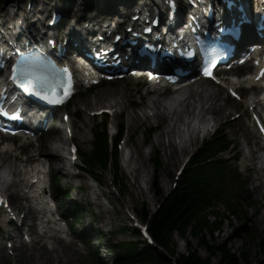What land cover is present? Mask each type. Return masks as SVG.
I'll return each mask as SVG.
<instances>
[{
    "label": "bare ground",
    "instance_id": "1",
    "mask_svg": "<svg viewBox=\"0 0 264 264\" xmlns=\"http://www.w3.org/2000/svg\"><path fill=\"white\" fill-rule=\"evenodd\" d=\"M127 2V0H123ZM50 20V17H49ZM50 33V32H49ZM204 83H207L204 82ZM244 84H251V81L245 80ZM236 85V83H233ZM15 90H18L15 87ZM105 92V94H103ZM109 91H103L101 95L94 96V98L89 97V104L94 105V102H97L102 99H106L109 96ZM103 94V95H102ZM249 94V92H247ZM104 95H106L104 98ZM130 98L127 94H122L121 97L113 99V103L109 102L108 107H103L105 109L114 110L116 108H123L126 110V105L123 104L124 98ZM92 99V100H90ZM104 100L103 102H106ZM223 100L222 94L219 88L209 86L208 84H187L179 89L172 91L168 95H162L158 97H152L149 101L144 104V108L139 112H128L127 113V125L128 129H135L139 125L148 124L151 125L152 122L158 121L160 119L164 120V126L159 130L153 140L150 143L151 153L154 152V146L157 145L161 148L165 162H171L172 158L182 157V161L185 159V156L188 155L191 151L194 150L196 146L197 139L200 141V137L194 134L190 129L191 122L195 120L202 119L204 116L208 117L211 121H219L225 116V111L229 109L230 104L225 103L221 105ZM243 104V103H242ZM244 105V104H243ZM102 109V108H100ZM145 109H149L154 113L153 118H149L145 112ZM62 124H58L57 128L59 133L57 137H53L51 141L47 144L48 148V160L54 166L58 165L59 168L63 169L62 180L66 183H69V188H71L74 195H76L79 190L78 186L73 185L72 179L70 176V169H65L67 164V158L65 156V145L64 139L62 137ZM184 128V129H183ZM167 129V130H166ZM187 133L186 136L184 133ZM84 135H81L83 137ZM165 137L167 142H165ZM86 142L85 137L81 139V143ZM129 141H125L124 149L129 147ZM70 147V143L68 148ZM135 146H133L134 148ZM191 148V149H190ZM1 156L7 158L6 171L8 175L12 176L9 184L2 187L4 192H9V196H14V193L18 190H22L24 183V176L27 174L21 166L19 165V158L17 156H11L7 150L2 151ZM249 160H251L252 152L249 153ZM148 156L142 148V143L138 145V148L130 150L129 157L126 162L122 163V168L127 172L129 178L131 179L130 188L132 191L142 192V182H147L149 179L148 176ZM33 172V170H31ZM39 176L42 174L39 169H37ZM52 178H56L53 173H51ZM259 180L260 177H257ZM166 185V182L164 181ZM162 185V183H161ZM163 188V185H162ZM37 197H30L25 199L29 203L28 211L34 213V218H38L35 215V208L32 204V199H41L44 200L42 195V186L36 188ZM51 192V188H50ZM24 195V194H23ZM95 196V197H94ZM107 198L110 200L109 196ZM85 201H91L98 208V213L101 215H107V211L104 209L103 204L100 202V198L95 195L94 192L90 191L85 195ZM78 200H80L78 198ZM82 202V201H81ZM56 205V201L53 203V207ZM76 207V202H75ZM78 211L83 210V207H76ZM44 222H42L43 224ZM54 224L51 221H48L44 226H42V233L36 232L38 230V224L33 225V230L35 237L38 240H41L44 236L50 234L49 236L54 240L55 243H60L62 240L58 234L51 231L54 228ZM26 228V227H25ZM24 227L22 229H25ZM27 229V228H26ZM40 241H34V244L38 246ZM72 244V243H70ZM45 246L42 245L39 248V252H43ZM78 251V250H77ZM30 260L34 263L36 258L30 256Z\"/></svg>",
    "mask_w": 264,
    "mask_h": 264
},
{
    "label": "trees",
    "instance_id": "2",
    "mask_svg": "<svg viewBox=\"0 0 264 264\" xmlns=\"http://www.w3.org/2000/svg\"><path fill=\"white\" fill-rule=\"evenodd\" d=\"M189 176L183 178L177 188L165 198L158 211L151 217L150 212L142 210L141 220L149 218V232L155 244L165 248L171 257L177 258L176 264H211V259H217V264H250L249 256L241 252L236 255L227 243L217 245L215 231L219 229L220 222L208 221L210 210L208 206L214 200L213 196L204 191L199 179ZM156 187V186H155ZM159 198L163 193L158 189ZM178 234L185 242V254L176 250L173 237ZM191 237V239H189ZM236 235L232 238L236 239ZM256 238H260L257 234ZM191 240L197 242L193 246ZM263 243V246L260 244ZM258 243L259 260L256 264H264V240ZM199 250L206 252L202 257ZM111 264H171L163 254L152 249L144 240L130 241L123 247V251L113 257Z\"/></svg>",
    "mask_w": 264,
    "mask_h": 264
},
{
    "label": "rangeland",
    "instance_id": "3",
    "mask_svg": "<svg viewBox=\"0 0 264 264\" xmlns=\"http://www.w3.org/2000/svg\"><path fill=\"white\" fill-rule=\"evenodd\" d=\"M64 2H66L65 7L70 6L71 8H73L74 6H76V8H82L83 6L89 5V4H101L102 0H60L59 1L60 6ZM120 90H121L120 87L111 88L109 92V96L107 97L106 95H104V98L107 97V100L102 99L97 102H94V105L91 106L90 108L98 109L102 106L108 105L109 102L113 101L114 95L116 93H119ZM103 94H105V92ZM98 95H101V94H98ZM104 100H106V102H103ZM87 105H90V104L87 103ZM226 116H228V114ZM165 142H167L166 137H165ZM159 162L161 166V170L159 172V179H160L159 188H162L161 186V183H162L163 185L162 192L164 194L165 192L170 190V187L172 184V177L174 176L176 169L179 167L180 163L182 162V157L172 158L171 162L167 163L166 165L165 158L163 157L162 154H160ZM148 171H149L148 173L149 180L147 184L142 183V189H143L142 192H136V191L134 192L131 190L130 188V185L132 183L131 179L129 178V176L127 177L125 173L124 181H123L125 187L120 188L121 196L119 198L114 199V201L112 202V206H109L107 215L97 214L95 208H91V206L88 205L86 202L84 201L81 202L78 199L74 200L76 204H78L79 206L83 207V209H85L84 217L87 216L83 220L80 226H83V229L92 228L91 230H88L86 232L89 234V236L94 237L95 240L99 233L105 236V241H101L100 243L98 242L99 243L98 244V247H99L98 257L99 258L103 260L107 259V261H109L111 258V253H115L119 249V248L117 249L116 247V242L120 243V241L121 242L124 240L128 241L130 239L136 238V234L130 231L132 229L131 227L132 223H130V221L124 214V211L126 210L125 207L128 206L129 208L128 210L129 211L133 210V212L137 216H139L142 213V210L153 213L154 210L156 209L159 200L157 196L154 195L155 189L150 188V181L151 182L153 181V176L155 174L154 171L151 170L150 164H148ZM164 181L166 182V185L164 184ZM79 197L80 196H78V198ZM259 209H260L259 212L255 210L252 211V218H255L254 223H255V226L258 228V230L263 231L264 230V206L259 207ZM91 212L93 213V215ZM229 224L230 223H226V225L223 226L220 234L218 236H215V240L219 242L226 240L229 237H232L235 231L240 228V227H237L238 226L237 223L233 222L232 225H233L234 230H232L231 229L232 227H230ZM113 238H114V242H110L113 240ZM108 240L110 241L108 242ZM233 240L234 241L230 243V248L232 250L236 252L242 249L249 250L252 258L254 257L257 248L255 244L249 238L241 235L239 240L235 241L236 239L234 238ZM174 241L176 244L177 252L185 253L186 248H185V245L182 239L176 235L174 237ZM194 245H197L196 241H194ZM199 253L202 257H206V252H204L203 250H199ZM63 255L66 258L64 259L65 260L64 263L66 264L68 259L71 258V256L67 253ZM75 255H77V253H75ZM79 258H80L79 256L78 257L75 256L72 262L77 261ZM37 261L34 263L28 262V259L25 258L24 256V259L19 263L21 264H25V263L26 264H46L45 260H41V261L37 260ZM0 264H8V263L3 261ZM51 264H59V263L51 262ZM60 264H63V263H60ZM213 264H216V261H214Z\"/></svg>",
    "mask_w": 264,
    "mask_h": 264
},
{
    "label": "snow or ice",
    "instance_id": "4",
    "mask_svg": "<svg viewBox=\"0 0 264 264\" xmlns=\"http://www.w3.org/2000/svg\"><path fill=\"white\" fill-rule=\"evenodd\" d=\"M38 67L39 66L37 64L32 63L24 67H21L18 70L20 76L23 78L24 81L27 82L23 86H25L29 90H34L36 85L46 83L49 79V76L44 75L38 71ZM57 71L67 73L68 70L65 68V69H59ZM205 71L207 73V69ZM261 75H264V69L261 70ZM261 130L264 131V129Z\"/></svg>",
    "mask_w": 264,
    "mask_h": 264
}]
</instances>
